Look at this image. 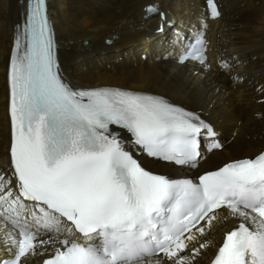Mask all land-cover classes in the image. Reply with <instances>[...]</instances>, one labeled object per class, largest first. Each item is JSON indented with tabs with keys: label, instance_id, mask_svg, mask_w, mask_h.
Here are the masks:
<instances>
[{
	"label": "snow or ice",
	"instance_id": "6c2138e0",
	"mask_svg": "<svg viewBox=\"0 0 264 264\" xmlns=\"http://www.w3.org/2000/svg\"><path fill=\"white\" fill-rule=\"evenodd\" d=\"M138 6L145 62L247 84L264 120V72L210 56L218 0L189 21L164 0ZM0 39V264H264V147L227 155L205 107L72 77L48 0H19Z\"/></svg>",
	"mask_w": 264,
	"mask_h": 264
},
{
	"label": "bare ground",
	"instance_id": "6f19581e",
	"mask_svg": "<svg viewBox=\"0 0 264 264\" xmlns=\"http://www.w3.org/2000/svg\"><path fill=\"white\" fill-rule=\"evenodd\" d=\"M63 45L68 73L79 80L116 83L171 96L189 107H205L220 135L230 142L227 155L264 147V120L253 88L235 90L223 73H208L194 81L186 69L172 63L145 62L140 57L153 41L129 25L139 23V0H48ZM223 16L211 23L208 39L213 60L221 52L240 53L247 72L261 79L264 72V0H219ZM204 0H164L178 20L189 21L202 11ZM19 0H0V37L17 17ZM114 34L119 39L107 44ZM87 38L89 45H83ZM0 39V122L3 119V52ZM142 52V53H141ZM141 53V54H140ZM140 57V59H138ZM219 89V92H217ZM2 153V144H0Z\"/></svg>",
	"mask_w": 264,
	"mask_h": 264
},
{
	"label": "rangeland",
	"instance_id": "374dc122",
	"mask_svg": "<svg viewBox=\"0 0 264 264\" xmlns=\"http://www.w3.org/2000/svg\"><path fill=\"white\" fill-rule=\"evenodd\" d=\"M141 53H142V52H141ZM141 53H140V54H141ZM140 57H141V56H140ZM140 57H139L138 59H140Z\"/></svg>",
	"mask_w": 264,
	"mask_h": 264
}]
</instances>
